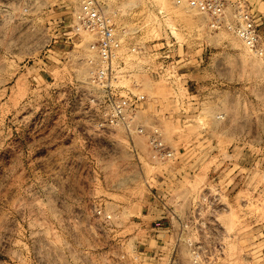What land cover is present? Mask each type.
<instances>
[{"label":"rangeland","instance_id":"374dc122","mask_svg":"<svg viewBox=\"0 0 264 264\" xmlns=\"http://www.w3.org/2000/svg\"><path fill=\"white\" fill-rule=\"evenodd\" d=\"M83 1L0 0V264L137 263L132 249L157 217L142 216L148 202L186 221L198 204L209 223L177 235L162 263L178 245L190 264L197 242L214 264H264V59L188 0H92L135 41L173 46L179 78L143 89L147 126L155 115L179 147L160 162L144 136L94 135L58 93L69 12ZM226 2L264 14V0ZM180 177L195 194L164 201L163 182Z\"/></svg>","mask_w":264,"mask_h":264},{"label":"built area","instance_id":"2783aa9c","mask_svg":"<svg viewBox=\"0 0 264 264\" xmlns=\"http://www.w3.org/2000/svg\"><path fill=\"white\" fill-rule=\"evenodd\" d=\"M188 5L207 14L211 28L234 32L249 50L264 59L261 31L264 14L256 17L248 6L227 5L226 0H188ZM67 23L70 49L58 66L59 71L67 73V78L57 87L66 105L76 108L78 120L87 122L94 135L110 129L120 130L127 137L141 135L146 138L153 158L160 162L174 161L176 150L164 141L159 119L150 115L147 126L141 115L149 103L143 90L145 79L163 78L170 82L181 75L176 69L173 46L166 41L158 44L135 41L134 32L125 25H117L92 0H85L71 10ZM197 207L198 204L188 221L172 213L179 227L178 238L188 229L198 233L206 230L209 223L200 217ZM189 247L190 264H214L202 255L204 245L196 242ZM132 251L135 260L149 256L139 246ZM177 256L178 245H174L171 258L164 264H180Z\"/></svg>","mask_w":264,"mask_h":264},{"label":"crops","instance_id":"0c3cea01","mask_svg":"<svg viewBox=\"0 0 264 264\" xmlns=\"http://www.w3.org/2000/svg\"><path fill=\"white\" fill-rule=\"evenodd\" d=\"M264 26L261 27V31L263 32ZM203 134H206L207 132L201 131ZM197 136V135H194ZM176 148V147H174ZM179 147L176 148V150ZM187 149V148H186ZM189 152L186 150L185 152H181L179 149V160L182 161L184 156ZM181 163V162H180ZM183 163V162H182ZM181 163V164H182ZM168 183L163 182V185L165 189L160 194L161 198H163L164 201L168 202L171 200L172 202L176 201L177 196L180 192L186 191L185 193L191 198L193 194H195L196 191V185L193 183L192 179H183V178H177V179H167ZM161 187V186H160ZM186 196V195H185ZM189 198V200H190ZM150 201V198H149ZM152 202H148L144 204L147 208L145 211L142 209V216L145 217L149 212L154 213L157 215L155 219L149 221L150 223L145 224L147 225V232H148V239H146V245H144V249L148 250L149 256L139 258L136 262H131L127 264H164L162 263V258L164 257V249L166 245H171L174 239H177V235L179 234V227L176 218L173 215H170L172 213L165 212L163 210H150V206H152ZM178 205V203H174ZM162 215H158L159 213ZM174 213V212H173ZM175 218V221L173 218Z\"/></svg>","mask_w":264,"mask_h":264}]
</instances>
